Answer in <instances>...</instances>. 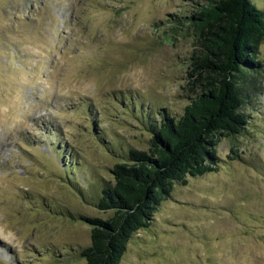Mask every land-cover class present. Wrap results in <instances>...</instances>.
I'll list each match as a JSON object with an SVG mask.
<instances>
[{
    "label": "rangeland",
    "instance_id": "rangeland-1",
    "mask_svg": "<svg viewBox=\"0 0 264 264\" xmlns=\"http://www.w3.org/2000/svg\"><path fill=\"white\" fill-rule=\"evenodd\" d=\"M212 1L0 0V264H87L79 218L111 216L94 203L116 156L146 145L134 102L180 114L200 90L193 17ZM254 48L246 129L221 138L217 172L175 185L121 264H264V36Z\"/></svg>",
    "mask_w": 264,
    "mask_h": 264
},
{
    "label": "trees",
    "instance_id": "trees-1",
    "mask_svg": "<svg viewBox=\"0 0 264 264\" xmlns=\"http://www.w3.org/2000/svg\"><path fill=\"white\" fill-rule=\"evenodd\" d=\"M193 22L205 51L193 56L189 78L200 90L191 92L180 114L134 102L133 119L147 136L146 145L128 146L116 156L111 180L94 203L111 216L79 218L91 230V244L80 252L87 264H121L131 240L152 226L175 185L217 172L221 138L240 136L248 125L239 80L263 66L254 45L264 36V10L251 0L212 1Z\"/></svg>",
    "mask_w": 264,
    "mask_h": 264
},
{
    "label": "bare ground",
    "instance_id": "bare-ground-1",
    "mask_svg": "<svg viewBox=\"0 0 264 264\" xmlns=\"http://www.w3.org/2000/svg\"><path fill=\"white\" fill-rule=\"evenodd\" d=\"M7 239H9L7 236H6Z\"/></svg>",
    "mask_w": 264,
    "mask_h": 264
}]
</instances>
